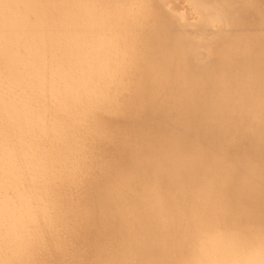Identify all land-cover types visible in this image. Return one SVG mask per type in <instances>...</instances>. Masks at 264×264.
<instances>
[{
  "label": "clouds",
  "instance_id": "obj_1",
  "mask_svg": "<svg viewBox=\"0 0 264 264\" xmlns=\"http://www.w3.org/2000/svg\"><path fill=\"white\" fill-rule=\"evenodd\" d=\"M0 264H264V0H0Z\"/></svg>",
  "mask_w": 264,
  "mask_h": 264
}]
</instances>
